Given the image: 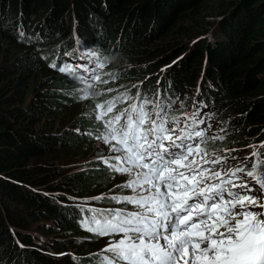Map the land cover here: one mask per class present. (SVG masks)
<instances>
[{
    "label": "snow or ice",
    "instance_id": "1",
    "mask_svg": "<svg viewBox=\"0 0 264 264\" xmlns=\"http://www.w3.org/2000/svg\"><path fill=\"white\" fill-rule=\"evenodd\" d=\"M18 38L31 42L22 28ZM81 58L92 62L74 68L53 60L49 67L83 86L74 89L80 92L77 100H93L84 116L100 124L94 138L111 153L97 159L112 173L127 175L128 180L117 187L131 192L110 196L125 207H80L78 222L84 230L111 237L104 249L90 254L95 257L92 264H264V157L259 151L226 167L229 158L235 159L231 152L237 150L219 155L208 151L207 145L224 140L227 129L209 136L212 125L201 114L205 105L198 102L191 112L181 102L177 111L183 115L169 119L179 97L161 95L159 88L151 99L134 85L135 95L125 89L96 103L90 89L93 83H108L99 74L106 65L95 52ZM104 94L102 90L97 96ZM129 100L127 107L109 115ZM240 173L254 183L250 185ZM254 189L260 195H254Z\"/></svg>",
    "mask_w": 264,
    "mask_h": 264
},
{
    "label": "trees",
    "instance_id": "2",
    "mask_svg": "<svg viewBox=\"0 0 264 264\" xmlns=\"http://www.w3.org/2000/svg\"><path fill=\"white\" fill-rule=\"evenodd\" d=\"M203 2L204 0H23L20 3V0H0V38L2 37L1 39L9 44H15L21 41L18 38L21 28L26 34L25 27H22L20 22L18 23V15L22 13L21 6L24 5L25 11L34 15L40 12L38 9L41 7V13L44 14L49 9V18L53 21L44 24L41 28L42 32L53 35V37H60L63 33L68 34L65 39L57 40L56 46L48 52L55 51L54 60H56L55 55L58 52L71 51L74 48L75 38L71 31L72 19L68 21L74 8L84 23V32L80 28L76 29L79 39L94 49L100 55L102 62L105 57L114 59L119 56L136 61L150 57L151 52L144 47L145 44L154 41L167 31L178 15L188 13L190 21L197 23L201 15L197 17L195 11ZM232 2L239 4L233 11L234 13L232 12L229 16V20L217 27L216 37L210 43L206 40L198 41L195 51L178 62L179 68L185 72L183 76H190L185 85L181 81L182 84L180 82L178 86L177 81H172L174 75V67H172L171 71L160 79L157 87L149 77L140 78L135 86H139L141 91H147L148 95L151 93V96L159 88L161 95L166 93L174 98V93L180 86L182 88L194 86L197 75H199L196 73L203 65H206V63H201L206 53L209 68L207 67L208 72L205 70L206 78L204 77L202 83L205 88L198 87L200 96L196 98V101L214 113L217 102L223 104L229 100L233 107L241 110L243 114V117L236 116L231 121L238 124L239 128L246 124L251 132L248 136L256 135L257 141L254 143L258 145L264 141V0H232L229 4L220 5L221 12L212 18L216 19L227 13L225 8L231 6ZM73 14L76 13L73 12ZM67 22H70L69 30H64ZM182 29H185L183 34H189V26L182 27ZM204 31V26L195 27L194 34L192 32L189 36L201 35ZM44 36H42L43 39ZM182 44L180 42L175 46L159 50L158 59L166 61L173 59ZM44 45L45 43L41 42V46ZM37 62L41 63L39 58H36ZM190 66L195 73L189 70ZM139 70L141 72L142 68ZM2 72H0V86H4L9 81H5L7 76L5 77V74L2 76ZM136 72L139 71L136 70ZM131 74L136 75L135 71ZM24 81L23 77L18 76L15 84H9L11 85L9 90L15 88V93L12 95L4 96L0 90V257L6 264H17V260L20 264H56L48 246L38 245V242L36 244L25 233L24 218L12 205L13 202L20 204L26 201L25 199H34L35 205L44 207L42 220H58V225L63 228L62 232L66 235L73 233L75 238V236H80L79 234L84 230L78 222L82 214L69 213L66 210L71 207L64 203L61 192L58 194L59 198H55L50 193H57L58 189L79 190L85 187L83 186L85 183L103 184L105 180L103 178L98 180L100 178L95 177V171H91L93 169L89 166L90 169L81 172L70 174L69 171L58 184L53 183L54 179L61 178V176L56 178L51 176V172L55 169V162L54 160L49 161V157L55 156L58 148L76 149L84 145L86 140L79 139L78 135L76 137L68 135V138L66 136L57 138L47 134L36 135L22 127L21 121L30 115L59 114L63 109L62 99H58L59 95L58 98L34 99L28 106L24 105L28 93L21 92L23 88L20 89V86H24ZM59 81L61 80H58V83ZM133 86L129 90L134 95L136 88ZM19 94L22 98H19ZM51 94L49 91L47 96ZM253 95L255 96L250 102L246 100ZM15 99H20L23 105L18 107L10 105L12 107L7 108L9 101ZM97 127H100L99 123ZM227 141L232 142L226 140L225 144ZM218 147H223V144L209 142L207 149L215 150ZM259 153L264 157V147ZM36 157H41L39 163L31 164L30 160ZM95 186H98L97 183ZM30 189L39 191L38 196H43L44 199L41 200L36 195L29 197V191L33 192ZM72 210L76 211L73 207ZM12 231L15 232L18 240ZM43 231L49 233L45 229ZM95 237V235L86 237L90 239L86 244L91 246L96 244ZM16 241L29 248L22 250ZM4 244L7 245L3 246ZM76 244L77 241L71 239L60 250L69 248L79 250ZM99 247H88V250L98 251L101 249ZM15 257L17 260L12 262V258Z\"/></svg>",
    "mask_w": 264,
    "mask_h": 264
},
{
    "label": "rangeland",
    "instance_id": "3",
    "mask_svg": "<svg viewBox=\"0 0 264 264\" xmlns=\"http://www.w3.org/2000/svg\"><path fill=\"white\" fill-rule=\"evenodd\" d=\"M231 1L232 0H204L203 4L199 6L195 11L197 17H199V14L201 15L199 17L200 19H197V23L192 22V20L190 21L188 13L184 15H178L176 20L172 23V26H170L167 31H165L154 41H150L149 43H147V45L145 44L144 47L149 49L151 52L150 57L140 58L136 61L127 59L123 56H119L118 58L114 59L105 57L103 63L106 66L104 69L99 70V74L102 77V80H106L108 81V83H93V87L90 89L91 93H98L102 90L105 93L104 95L100 96H97V94L95 96L92 95L96 98L95 102H104L111 97L116 96L118 92H123L125 91V89L129 90L130 87L136 85L137 81L140 78L144 77H149V79L155 83L154 86L157 87V84H159L158 82L161 81L160 79H162V77H165L168 71H171L172 67H174V75L172 76V81H177L178 86L180 85L181 81L185 85L186 81L189 80L188 77L190 76H183L185 72L179 68V65H177L178 62L182 61V58H184V56L194 52L196 49V45L201 40H206L208 43H210L214 39V37H216L215 35H217V27L229 20V16L237 8L239 3L232 2L231 6L225 8L227 9V13L223 14V16H220L216 19L212 18V16H216L221 12V9L219 8L220 5L223 6L226 3L229 4ZM22 2L23 0H20V3ZM71 8L73 7L71 6ZM20 10L22 12L20 13V16L22 17L18 15V23L20 22V25L22 27H25V39L30 37L31 42L26 43L20 41L15 44H9L4 39H1L2 37L0 38V72L3 71L2 76L4 74L5 77L7 76V80L5 81L9 80L7 83H5L4 86H0V90H2L1 94H4V96L7 94H14L15 88L9 90L11 88V85L9 84H15L17 77L20 76L25 80L24 86H20V89L23 88L21 92H23L24 94L25 92H28L24 100V105L26 106L31 104L34 99L50 97L58 98L59 95L58 99H62L63 108L59 114H43L40 116L30 115L28 116V118H25L21 121V126L27 128L29 131L35 133L36 135L47 134L53 135L57 138L65 136L68 138V135H74L76 137V135H78L79 139L86 140V143L84 145H81L76 149L58 148V153H56V155L53 157H49V161L54 160L55 162V169L51 172V176H55V178L61 176V178L54 179L53 183L58 184L69 171L70 174L77 173L85 169H90L89 166H91V169H93L91 171H95V177L100 178L98 180H101V178L105 180L103 184H98V182H95L94 185H89V183H85L83 185L85 186L83 189H58L57 191L59 192L50 194L52 196H55V198H59L58 194L61 192V197L64 198V203L67 204L68 207H71L66 208L69 213H80V207H96L100 209L125 207V205L117 204L112 201L110 199V196L130 195V190L117 187V185H121L126 182L129 177L125 174L112 173L106 165H103L97 159V157L99 156L107 157L111 155V153L107 146H105L100 140L94 138L96 130L98 129V122L84 116V113L88 112L90 108L94 106L93 100H77L76 96L80 95V92L74 91V89H78L79 87L83 86L79 85L75 81H70L64 74L58 73L54 69L49 67V63L52 62L55 58V51H53L52 53L48 52L56 46L57 40L61 41L65 39L68 34L63 33L60 37H53V35L46 33L44 34L42 32V26L53 21L49 18V9H47V13L44 14L41 13V7V9H38L40 10V12L37 15L29 14V12H26V8H24V5L20 7ZM73 12H75L76 14H73ZM89 16H91L92 19V15L90 12ZM71 19V31L73 35L75 36V34H77L76 29L78 30L79 28L82 32H84V23L80 19V16L77 14L74 8L70 18H68V21ZM69 25L70 22H67L66 27H64L63 29L69 30ZM188 26L189 34H183V30L185 29H182V27ZM203 26L205 28L203 34L191 37L189 36L190 33L194 31L195 27ZM42 36H44V39L42 38ZM47 36L50 37L46 38ZM41 42H44L45 45L41 46ZM180 42H182L183 44L180 45V50L173 59H169L168 61L158 59L157 56L159 54V50L175 46ZM153 53L155 55H153ZM203 56L201 63H206V65H203L201 70L196 73L199 75H197V80L195 81L194 86L191 85L187 86L186 88H182L180 86L178 90H176L177 92L174 93V98L178 95L179 99L176 101V104L174 105V108L171 112L182 113L181 111H177L180 108L181 102L185 103L186 111L190 112L193 103L197 102L196 98L200 96L198 93V87H204L202 83L204 82V77L206 78L205 70L207 71V67L209 68V65L207 66V54L204 53ZM36 58H39L41 63H36ZM71 63L73 64V62ZM140 68H142L141 72L139 70ZM136 70L139 72H136ZM189 70L195 73L191 66L189 67ZM134 71L136 75L131 74V72L133 73ZM210 71L211 70H209V72ZM116 74H119V79H113V76ZM239 78H241V76ZM58 80H61L62 83L61 81H59L60 83H58ZM109 89H112L113 91L109 92ZM49 91L52 94L50 96H47L49 94ZM149 95H151V93H149ZM254 96L255 95L247 98L246 100L250 102L251 98H253ZM19 98H22L21 94H19ZM19 100L20 99L9 101L10 103L7 104V108L12 107L10 105H13L14 107L22 106L23 103H21V101ZM214 110L215 112L213 113L212 120H210L212 128L209 131L208 135L212 136L216 134L222 127L227 129L228 135L224 140L216 141L223 144V147H218V149L208 151H214L219 155H228V152L225 151L226 149L229 151L231 149H236L237 151L231 152V156L235 157V159L229 158L226 164V167H235L240 162H243L245 157H251L254 149L258 148L262 143L258 145L254 143L257 141L256 135L253 134V136H248L251 132L248 130V126L246 124L241 125V128H239L240 126H238V124L231 121V119L236 116L243 117V114L241 113V110L239 111L237 108H234L229 100L225 101V103L223 104H219L217 102V107ZM115 114L116 112L113 111V113H110L109 115L111 116ZM205 118H207V116H205ZM88 133H92L93 135L90 136ZM226 140H230L232 142L227 141V144H225ZM41 157H36L37 159H31L30 163L33 165L38 164ZM251 159L254 160L255 158L252 157ZM251 167L252 163L250 160L248 163V168L250 169ZM239 175L244 179L246 178L243 173H240ZM47 176L50 177L49 175ZM96 183L98 186H95ZM30 190L33 192L29 191L30 194H27L29 197H34V195H36L39 199H44L43 196H41L42 198L38 196V193H40L39 191H34L33 189ZM101 196L103 198L99 200L91 199L93 197ZM25 200L26 201L21 202L20 204L16 202H13L12 204L18 209V211L24 218L25 233L29 235L36 244L38 242V245H47L49 250L52 251V256L55 258L54 262L56 264H77V259H74V257L78 258L79 264H92V258L94 256L90 254L100 252L102 250V246L106 247L109 243V240L111 239V237H95L96 244H92L93 246H91L90 244H86L88 241H90V239L86 237L91 235L94 236V234L89 233L86 230H83L82 233L79 234L80 236H75V238L73 233H67L66 235L62 232L63 228L58 225V220H42L41 216L44 212V207L35 205L36 201L34 199L29 198ZM72 207L75 208L76 211H73ZM127 207L131 208L132 206L129 205ZM44 229L49 233H45L43 231ZM12 234L15 236L14 231H12ZM71 239L77 241L76 245L79 246V250H77L76 248L60 250V248L65 246V244ZM16 244L22 250L29 248L23 244L18 243L17 241ZM6 245L7 244H4L3 246ZM20 245H23V247H21ZM88 247H99L101 249L98 248V251L90 252V250H88ZM12 259V262L17 260L16 257ZM2 260L3 259L1 258L0 263L6 264V262H2ZM17 264H20L19 260H17Z\"/></svg>",
    "mask_w": 264,
    "mask_h": 264
},
{
    "label": "bare ground",
    "instance_id": "4",
    "mask_svg": "<svg viewBox=\"0 0 264 264\" xmlns=\"http://www.w3.org/2000/svg\"><path fill=\"white\" fill-rule=\"evenodd\" d=\"M80 55H82V54H80ZM71 62H74V61L71 60L70 62H67V64H72ZM191 100H192V99H191ZM251 183L253 184L254 182L251 181ZM256 187L258 188V186H256ZM254 190H255V189H254ZM255 191H256V190H255ZM256 192H258V191H256Z\"/></svg>",
    "mask_w": 264,
    "mask_h": 264
},
{
    "label": "clouds",
    "instance_id": "5",
    "mask_svg": "<svg viewBox=\"0 0 264 264\" xmlns=\"http://www.w3.org/2000/svg\"><path fill=\"white\" fill-rule=\"evenodd\" d=\"M97 93H95V92H92L91 93V95H93V96H95ZM104 246H102V248H103Z\"/></svg>",
    "mask_w": 264,
    "mask_h": 264
}]
</instances>
